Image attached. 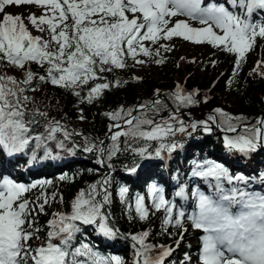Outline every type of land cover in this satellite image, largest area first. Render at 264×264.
<instances>
[{
	"label": "snow or ice",
	"instance_id": "6c2138e0",
	"mask_svg": "<svg viewBox=\"0 0 264 264\" xmlns=\"http://www.w3.org/2000/svg\"><path fill=\"white\" fill-rule=\"evenodd\" d=\"M24 5L39 9L29 12L27 23L22 14L6 11ZM258 11L264 12V0H224L219 4L206 0H0V61L20 69L23 75L21 80L0 76V154L13 157L31 149L36 160V149L43 148L45 157L54 159L48 148L54 142L57 149L70 153L73 149L96 153V163L112 170L113 161L126 153L133 157V163L124 166L129 175L137 174L144 162L164 160L182 147L175 139L177 135H191L199 129L210 133L208 121L216 123L212 116L207 121L186 123L177 114L180 108L196 105L197 93L185 94L177 85L171 94L176 111H170L166 119L153 118L166 108L160 99L107 113L111 120L123 121V126L115 123L110 127L111 143L85 138L80 145L73 137L82 133L69 131L28 92L39 90L37 82L51 84L71 92L81 103H92L122 83L113 84L105 73L126 69L129 59L143 65L141 56L160 57L161 51L172 50L161 41L174 37L233 54L239 69L257 40H264V20L254 18ZM178 17L184 19H173ZM29 26L39 35H32ZM145 42L157 47H148ZM155 62L159 65L162 59ZM33 64L44 69L43 73L34 72ZM261 65L264 62L257 61V66ZM253 71L264 78L257 68ZM216 112L222 117V131L238 133L224 136L225 149L246 155L264 146V117H257L253 123L235 117L238 123H233V118L220 109ZM38 126L44 131L33 135ZM112 128L123 130L113 132ZM191 176L204 181L209 190L205 194L199 188L191 189L196 209L191 214L177 209L176 203L166 198L164 188L156 185L149 188L147 203L143 195L129 197L127 186H119L115 195L129 220L143 222L161 213L163 230L169 236V228L184 229V221H190L194 230L203 233L199 264H264V193L248 190L244 175L231 174L212 160L193 162ZM51 183L38 180L24 184L0 176V264H124L119 256L94 250L83 238L77 242L81 226H92L108 239H130L135 249L133 264H168L174 247L158 246V254L152 256L157 246L148 242L149 231L126 235L115 227L109 211L113 203L111 171L81 190L71 201L70 212H53L46 222V235L41 237L36 217L47 214L46 206L56 200V194L51 201L44 192L35 201L25 194ZM175 195L187 199L183 186ZM186 231L179 233L175 247ZM33 241L40 243L34 245ZM180 264H194L191 255L185 253Z\"/></svg>",
	"mask_w": 264,
	"mask_h": 264
},
{
	"label": "trees",
	"instance_id": "16d2710c",
	"mask_svg": "<svg viewBox=\"0 0 264 264\" xmlns=\"http://www.w3.org/2000/svg\"><path fill=\"white\" fill-rule=\"evenodd\" d=\"M8 11V10H6ZM171 47V51H161L159 59L165 65L163 71L160 72V79H153L150 76H141L137 78L134 74V68L131 60H128V67L123 70H115L111 73H105L107 80L115 84L117 81L122 82L119 87H111L106 90L100 99L92 103H81L79 98L71 92H67L62 88H57L51 84H40L37 87L41 93H31L32 97L44 110L58 120H61L69 129L82 133L81 136L73 137V141L83 145L85 138H91L95 141H106L110 134V127L115 123L123 121H113L106 114L118 111L120 108H135L143 102H150L154 98L160 99L166 108L159 114L153 116L156 120L166 119L169 112H175V104L171 98V94L175 91L176 84H180L185 88V94L197 93V103L194 106L183 107L178 111L181 119L186 123L207 121L209 116L214 117L216 123L208 121L211 128L210 133H205L202 129L197 130L191 135H177L175 138L182 144V147L172 153L169 165L165 168V160H155L144 162L145 166L138 170L137 174L129 175L125 170V165L133 163V157L129 154H121L118 159L113 161L114 168L109 170L106 166L102 167L96 163V153H85L79 149H73L70 153L67 150H59L55 147V143L48 144V148L52 151L53 158L45 157L44 149L38 148L35 155L38 165L41 168L37 171L26 169L25 157L33 156L31 149L20 154L23 158L17 160L14 165V172L22 175V167L27 173L25 178L35 183L38 180L52 181L51 185L43 188L37 187L27 192L26 196L29 200L35 201L42 192L46 193L51 201L52 194H56V200L50 202L46 206L47 214L36 217L37 225L42 229L39 233L41 237L46 235V222L51 218L53 212H70L71 201L75 196L84 189L88 188L91 183L100 180L109 174L113 180V185L117 187L123 185L132 189L136 187L143 190L149 182H154L164 188L166 193L176 192L178 187L185 184L186 176L183 169L184 164L190 163L194 158L195 162H203L206 158L215 159L218 157L228 158L235 162L238 168L247 172L250 169L248 160L242 157L232 155L230 151L225 149L223 138L225 135L235 136L238 133H226L221 130L222 117L217 114L216 109H220L222 113H226L228 117L233 118V123H238L234 118L242 117L246 122L253 123L257 117H260L264 111L261 98L264 95V78L254 72L257 68L259 73H264V65L257 66V61L264 62V56L257 58L256 63H249V70L241 73L238 77H230L225 82L224 73L228 71L231 62L234 59L233 54L216 49L205 54V49L198 53V59L190 60L188 57L182 56L175 52L173 39L171 41H161ZM257 46L264 48V40L258 39ZM155 46L154 48H156ZM34 72L43 73L39 66L33 64L30 66ZM22 73V72H21ZM223 74L222 76H220ZM0 76H7L0 69ZM23 76V75H22ZM177 82V83H176ZM86 91V90H85ZM158 93V95H157ZM158 97V98H157ZM231 98L232 101H229ZM77 109L75 108V105ZM81 110L88 121L92 124L77 128L75 121L78 119V111ZM139 115V112L136 113ZM152 116V113H149ZM43 126L35 127L33 135L43 132ZM239 131V129H238ZM62 138V137H61ZM123 140V138H121ZM67 143V142H66ZM109 141L107 144H110ZM33 143V147H34ZM192 152L191 154L189 152ZM166 155V154H165ZM0 160L4 161V157L0 154ZM250 162L255 166H261L264 175V153L253 152L249 155ZM91 170V171H90ZM145 172H149L145 176ZM248 175V174H246ZM255 174L250 173L246 177H254ZM67 177L61 180L60 177ZM142 176V179H140ZM261 178L262 176H258ZM115 186L110 188L113 192ZM61 197L63 202H61ZM109 211L115 227L119 228L123 234H139L142 231H149L150 237L148 242L154 247L151 255L158 254V246H172L180 239L179 233L184 229L177 228L170 232L169 236L163 230L162 221L159 220L160 213L150 215L149 219L141 222L139 219L129 220L125 212L124 205L113 201ZM135 216V213L132 212ZM82 234H78L77 242L83 238L93 246L94 250L99 251L102 255L119 256L124 264H133L135 260L133 242L130 239L116 238L108 239L98 235L92 226H81ZM186 232H184V238ZM39 241H33L34 245H38ZM183 251H179L177 257H171V264H180L184 259Z\"/></svg>",
	"mask_w": 264,
	"mask_h": 264
},
{
	"label": "rangeland",
	"instance_id": "374dc122",
	"mask_svg": "<svg viewBox=\"0 0 264 264\" xmlns=\"http://www.w3.org/2000/svg\"><path fill=\"white\" fill-rule=\"evenodd\" d=\"M6 10H8L11 13L22 14V16L25 18V22L26 23H27L26 17L29 14L30 11L31 12H39V9H37L35 6H27V5L19 6V7H9ZM254 18L256 20H262L261 17L259 15H257V13L254 14ZM175 19H184V17H178V18H175ZM193 26L199 27V25L195 24V23L193 24ZM29 31L34 36L35 35H39V33L35 29L31 28V26H29ZM145 44H146V46L155 49L154 47L156 45H152L150 42H145ZM173 44L175 46V52L176 53H179L182 56L188 57V59H190V60L191 59L192 60L198 59V53L201 52L203 49H205V54L210 52V51H215L217 49L216 47H212V46L207 45V44L195 45V44H192L191 42H185L179 37H174L173 38ZM259 56H260L261 59L263 58V56H264V48L263 47H258L257 44H256L252 50H250L248 53H246L245 60L242 61L241 66H240L239 69L236 68V66L234 64V59H233V61L231 62V66L229 67L228 71L226 70V73H224L225 82L227 80H229L231 76L232 77H238L241 73H246L247 70H249V66H250L249 63H252V65L255 64L256 60H257V58ZM139 59L145 60V63L143 65H138V64H134V62L131 59H129L132 62V66L134 68V74H135V76L137 78H139L141 76H150V77H152L155 80L156 79H160V77H161L160 72L163 71V68H165V65L163 63H160L159 65L156 64L155 60L157 59V57L145 58V57L141 56V57H139ZM0 69H2L4 74H6L7 76L14 77L17 80L23 79L21 70L18 69V68H15V67H12V66L8 65L6 61H0ZM222 75L223 74H221L220 76H222ZM31 93H33V92H31ZM34 93H41V90L35 91ZM83 94H84V92L82 91V95ZM79 101H80V98H79ZM229 101H232L231 98H229ZM77 106L78 105L76 104L75 105L76 109H77ZM77 111H78V116H79L78 119L75 121V126L77 128H82V127H85V126H88V125L92 124L91 121L87 120V118L84 116V114H83V112L81 110H77ZM81 116H83V118H84L83 120H81V118H80ZM189 153L191 154L192 152L190 151ZM230 153L232 155H235L236 157H239L241 155L239 152H236V151H230ZM166 159L170 160L169 157H167ZM218 159H219V162L222 165H224L225 167H227L229 169V171H230V166L232 164L231 160L229 159V162H227L226 161V159H228L227 157L224 160L221 157H218ZM206 160H212V161L218 162L217 160H213V159H210V158H206ZM193 162H195V161L192 158L190 163L184 165V171H185L186 180H187V176L188 175L191 176V169L193 167ZM249 166H250V169L247 172L248 175H249L250 172H252L254 174H257V175H260L262 173L261 166L260 167H256L253 164H249ZM230 173H231V171H230ZM232 173L233 174L244 175V174H241V171H235V172H232ZM246 179L249 181V184L247 185L248 190L250 188H252L253 182H261L262 181L261 185H259V186H263L264 187V176H262L261 178L252 177V178H246ZM198 180H199V178H198ZM185 184H186V186H188V189L187 188H184V189L185 190L187 189V191L190 190V193H191V189L198 188V186L196 185L195 182L191 183L189 180H187ZM114 186H115V190L113 191V201L116 202V203H120L119 198L115 195V191L118 189V187H117L116 184H114V185L112 184V187H114ZM206 186L208 188L207 184H206ZM225 186L228 187L227 184H225ZM149 188L150 187H148V188H146L145 190H142V191H140L139 189L130 190L129 197L135 196L136 194H140V195L145 196L146 203H147L148 202L147 197H148ZM250 191H255V190L252 189ZM256 192H260V191H256ZM263 193H264V191H263ZM207 194H209V190H208ZM185 195H187L186 192H185ZM166 198L171 200L174 203H175V200H177L176 199L177 198L176 195L172 194L171 192L168 194V196H166ZM191 202H192L193 209L190 210V212H188L186 214H191L192 212H194L196 210L195 209V201H194L193 197L191 199ZM124 208H125V206H124ZM177 209H180V208H177ZM180 210H183V209H180ZM133 212L135 213L134 208H133ZM159 220L162 221L161 213L159 215ZM184 228L187 229L185 238H186V240L188 242L187 241L185 242V239L183 237V241L179 244L178 250L174 249L173 253H175L176 251L177 252L175 254L172 253L173 256L178 255L179 251H186V250L191 249L192 247L195 250L198 249V255H199V251H200L201 245H200V247H198V244L196 243V238L199 237L198 233H200V232L194 230L190 226V221H187V220L184 221ZM176 229H177V227L169 228L168 232H173ZM195 232H197V233L195 234ZM197 235H198V237H197ZM191 253H194V251H191ZM198 255H197V252H196V255L194 256L195 259L191 256L192 257V261L194 262V264H199Z\"/></svg>",
	"mask_w": 264,
	"mask_h": 264
},
{
	"label": "water",
	"instance_id": "95a60500",
	"mask_svg": "<svg viewBox=\"0 0 264 264\" xmlns=\"http://www.w3.org/2000/svg\"><path fill=\"white\" fill-rule=\"evenodd\" d=\"M261 103H262L263 108H264V95H263L262 98H261ZM260 117H264V111H263V113L261 114ZM121 125L123 126V122L121 123ZM117 130H121V129H116V128H113V129H112L113 132H114V131H117ZM110 134H111V133H110ZM107 142H108V139L106 140L105 143H107ZM258 151H259V152H264V146H260V147H258Z\"/></svg>",
	"mask_w": 264,
	"mask_h": 264
}]
</instances>
